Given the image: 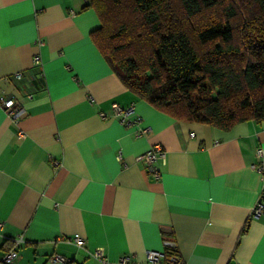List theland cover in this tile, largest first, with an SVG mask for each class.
<instances>
[{
	"label": "crops",
	"instance_id": "crops-1",
	"mask_svg": "<svg viewBox=\"0 0 264 264\" xmlns=\"http://www.w3.org/2000/svg\"><path fill=\"white\" fill-rule=\"evenodd\" d=\"M86 3L0 0V93L24 108L13 123L0 107V258L13 246L11 264H99L101 247L106 264H149L168 237L184 264H264V215L251 218L264 122L222 130L157 111L93 44L100 23ZM112 104L134 116L122 123ZM154 145L158 179L137 160Z\"/></svg>",
	"mask_w": 264,
	"mask_h": 264
},
{
	"label": "trees",
	"instance_id": "trees-1",
	"mask_svg": "<svg viewBox=\"0 0 264 264\" xmlns=\"http://www.w3.org/2000/svg\"><path fill=\"white\" fill-rule=\"evenodd\" d=\"M86 2L93 44L157 111L222 130L264 122V0Z\"/></svg>",
	"mask_w": 264,
	"mask_h": 264
},
{
	"label": "built area",
	"instance_id": "built-area-1",
	"mask_svg": "<svg viewBox=\"0 0 264 264\" xmlns=\"http://www.w3.org/2000/svg\"><path fill=\"white\" fill-rule=\"evenodd\" d=\"M33 65L35 67L40 66V59L38 56L33 58ZM23 74H15L12 76L14 79H20ZM11 77L3 78L4 81H9ZM0 107L5 111L7 116L13 123H18L22 116L24 115V108L19 104L18 100L13 95H6L0 93ZM111 111L113 116L119 117L122 123H127V120L130 117L134 116V107L133 106H120L118 104H112ZM101 117H104V113H101ZM135 122H138L137 120ZM256 156H262V150L259 148L256 150ZM119 160H120V156ZM162 157V150L159 145H154L150 147L146 152L137 158V160H142L146 164L149 172L152 173L155 179L160 177L159 170L155 167L157 161ZM59 164L55 163V167H58ZM257 172L262 177V185H264V165H258L255 167ZM264 215V191H262L261 198L255 204L251 212V218L256 219L259 216ZM0 223V228H1ZM68 243L73 244L77 248L84 247V240L79 236H74L72 238L66 239ZM162 250L161 251H148L146 254V259L149 264H184L181 258L179 257L177 251V245L173 239L165 237L161 242ZM18 256V252L15 248H12L8 251L2 258H0V264H11ZM93 259H95L99 264H106V257L103 248L98 247L94 248L91 253ZM49 263H64L66 260L58 255H53L48 259ZM118 264H131L130 258L127 255H123L119 258Z\"/></svg>",
	"mask_w": 264,
	"mask_h": 264
}]
</instances>
